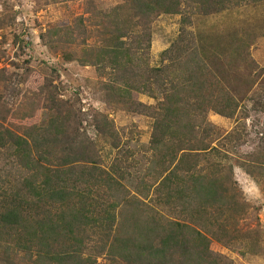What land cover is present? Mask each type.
<instances>
[{
  "label": "trees",
  "instance_id": "trees-1",
  "mask_svg": "<svg viewBox=\"0 0 264 264\" xmlns=\"http://www.w3.org/2000/svg\"><path fill=\"white\" fill-rule=\"evenodd\" d=\"M85 1L88 18L40 40L105 77L106 105L151 119L149 141L122 144L108 117L94 111L95 134L116 153L106 164L76 113L53 97L43 100L49 116L40 125L22 134L0 125V156L9 157L0 176V264H233L211 242L241 241L245 205L208 115L232 119L249 94L227 80L235 62H247V39L233 35L230 56L204 61L188 27L191 16L262 0H119L108 11ZM161 15L180 16V28L151 67L152 24ZM235 161L263 183L264 141Z\"/></svg>",
  "mask_w": 264,
  "mask_h": 264
},
{
  "label": "rangeland",
  "instance_id": "rangeland-1",
  "mask_svg": "<svg viewBox=\"0 0 264 264\" xmlns=\"http://www.w3.org/2000/svg\"><path fill=\"white\" fill-rule=\"evenodd\" d=\"M118 3L119 0H94L97 10L103 11ZM86 13L85 0H0V125L17 134L40 125L49 116L43 100L53 97L76 113L81 131L97 142L102 159L109 164L116 153L95 134L90 120L94 111L108 117L122 144L136 148L147 146L151 119L106 105L101 91L105 77H99L92 66L68 63L60 49L48 47L40 40L48 30L73 25L78 18L85 20L89 17ZM179 28L180 16L161 15L153 22L149 66L159 65L161 52L176 39ZM188 30L204 61L213 56H230L233 35L247 39V62H235L227 80L242 92L250 90L249 94L240 101L232 119L208 115V121L223 137L215 145L228 151V162L234 164V180L245 205L238 219L241 241L229 248L213 240L211 250L225 255L233 264H264V181L257 182L235 165V160L243 161L258 151L264 141V0L216 14L191 16ZM137 101L156 105L146 95H137ZM8 163L9 157L1 155V178ZM249 244L256 246L253 251Z\"/></svg>",
  "mask_w": 264,
  "mask_h": 264
}]
</instances>
